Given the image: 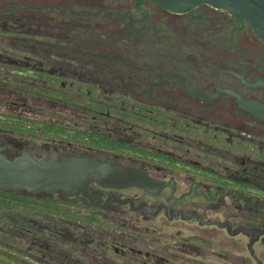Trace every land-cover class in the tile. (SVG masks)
I'll return each instance as SVG.
<instances>
[{
  "label": "flooded vegetation",
  "instance_id": "af4514ba",
  "mask_svg": "<svg viewBox=\"0 0 264 264\" xmlns=\"http://www.w3.org/2000/svg\"><path fill=\"white\" fill-rule=\"evenodd\" d=\"M236 95L264 104V42L223 9L0 0V109L27 126L0 134V152L101 160L154 183L35 194L50 206L21 218L31 255L264 264V120Z\"/></svg>",
  "mask_w": 264,
  "mask_h": 264
},
{
  "label": "water",
  "instance_id": "95a60500",
  "mask_svg": "<svg viewBox=\"0 0 264 264\" xmlns=\"http://www.w3.org/2000/svg\"><path fill=\"white\" fill-rule=\"evenodd\" d=\"M173 12H185L200 4L223 9L244 20L264 42V0H149ZM237 96V95H236ZM242 108L264 120V104L237 96ZM104 186L136 185L149 188L154 183L143 172L81 157L37 160L30 153L8 158L0 152V191L53 194L58 190L78 193L90 182ZM41 227V225H40Z\"/></svg>",
  "mask_w": 264,
  "mask_h": 264
},
{
  "label": "trees",
  "instance_id": "16d2710c",
  "mask_svg": "<svg viewBox=\"0 0 264 264\" xmlns=\"http://www.w3.org/2000/svg\"><path fill=\"white\" fill-rule=\"evenodd\" d=\"M3 116V117H2ZM10 110L0 109V134L27 130V126H16ZM50 200L41 195L25 192L0 191V264H43L27 249L25 237L18 232L24 223L23 217H30L36 210L48 208Z\"/></svg>",
  "mask_w": 264,
  "mask_h": 264
},
{
  "label": "rangeland",
  "instance_id": "374dc122",
  "mask_svg": "<svg viewBox=\"0 0 264 264\" xmlns=\"http://www.w3.org/2000/svg\"><path fill=\"white\" fill-rule=\"evenodd\" d=\"M2 141V140H1ZM1 143H4V142H1ZM11 150V149H10Z\"/></svg>",
  "mask_w": 264,
  "mask_h": 264
}]
</instances>
